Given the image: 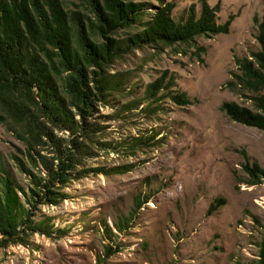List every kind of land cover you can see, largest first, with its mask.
<instances>
[{
	"label": "rangeland",
	"instance_id": "rangeland-1",
	"mask_svg": "<svg viewBox=\"0 0 264 264\" xmlns=\"http://www.w3.org/2000/svg\"><path fill=\"white\" fill-rule=\"evenodd\" d=\"M165 1L175 3L176 18L194 3L198 10L201 6L200 0ZM208 2L220 3L221 23L231 14L234 20L227 34L197 38L207 47L204 62L192 49L178 54L171 48H145L115 64L133 70V82L140 86L137 98L169 70L193 104L180 106L164 98L152 114L143 104L108 121V138L126 140L125 146L100 150L89 162L131 166L129 171L92 172L74 181L67 188L69 199L42 207L66 233L53 238L37 233L28 246L0 248V264H248L257 258L264 233V182L242 180L247 178L246 156L264 168V130L231 120L220 107L225 101L251 105L226 82L237 70L235 56L259 47L254 17L264 15V0ZM118 107L100 106V111L113 114ZM135 138L144 143L129 152L127 145ZM20 149L23 143L0 122V153L7 158ZM140 194L150 198L137 209ZM217 199L224 201L212 207ZM116 222L127 226L119 231Z\"/></svg>",
	"mask_w": 264,
	"mask_h": 264
},
{
	"label": "trees",
	"instance_id": "trees-1",
	"mask_svg": "<svg viewBox=\"0 0 264 264\" xmlns=\"http://www.w3.org/2000/svg\"><path fill=\"white\" fill-rule=\"evenodd\" d=\"M0 0V122L20 140L24 149L0 153V248L28 246L35 234L64 235L42 207L57 206L70 198L67 188L95 174H121L126 165L94 167L89 161L100 150H118L126 140L108 138L112 118L146 104L149 114L168 98L185 106L193 100L177 88L176 75L164 70L145 85L133 82L132 69L115 66L145 48L192 54L201 62L207 52L197 38L227 34L234 20L219 21L220 3L200 0L176 18L174 2L156 0ZM258 49L235 56L237 70L226 82L251 101H225L221 110L233 121L264 130V15L254 17ZM125 31L124 35L121 33ZM132 97L130 100L118 105ZM118 107L104 114L100 106ZM144 143L135 138L134 152ZM245 183L264 182V168L246 156ZM150 195L136 197V208ZM224 200L217 199L212 207ZM126 224L116 222L122 231ZM106 230L112 228L106 224ZM257 258L264 264V233L257 243Z\"/></svg>",
	"mask_w": 264,
	"mask_h": 264
}]
</instances>
